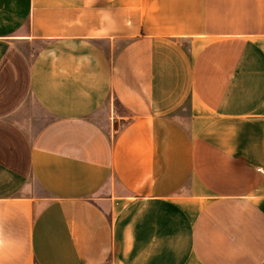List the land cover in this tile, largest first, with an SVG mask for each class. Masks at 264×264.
Wrapping results in <instances>:
<instances>
[{
	"label": "crops",
	"instance_id": "0c3cea01",
	"mask_svg": "<svg viewBox=\"0 0 264 264\" xmlns=\"http://www.w3.org/2000/svg\"><path fill=\"white\" fill-rule=\"evenodd\" d=\"M264 0H0V264H264Z\"/></svg>",
	"mask_w": 264,
	"mask_h": 264
},
{
	"label": "built area",
	"instance_id": "2783aa9c",
	"mask_svg": "<svg viewBox=\"0 0 264 264\" xmlns=\"http://www.w3.org/2000/svg\"><path fill=\"white\" fill-rule=\"evenodd\" d=\"M257 170L264 172V167H258Z\"/></svg>",
	"mask_w": 264,
	"mask_h": 264
}]
</instances>
